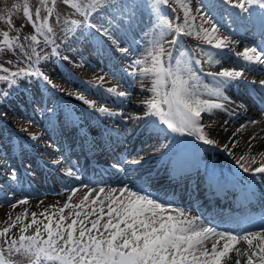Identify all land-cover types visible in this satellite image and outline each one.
I'll use <instances>...</instances> for the list:
<instances>
[{"label": "snow or ice", "instance_id": "obj_1", "mask_svg": "<svg viewBox=\"0 0 264 264\" xmlns=\"http://www.w3.org/2000/svg\"><path fill=\"white\" fill-rule=\"evenodd\" d=\"M50 2L52 6L48 7L49 0H39L40 5L47 10L48 17L52 16L57 0ZM63 3L70 5L85 17L83 21L85 31L81 35H76V28L81 22L72 21L74 27L69 31L75 39L80 40L81 36L86 35L101 51L107 44L124 55L128 54L127 48L120 47V37L115 34V30L123 31L122 23L134 19L136 9L142 7H147L155 17L161 36L173 28L172 22L163 15L160 7L167 5L169 0H143L142 3H137L135 0H63ZM176 3L183 9L184 20L183 25H175L174 31L177 34H195L197 39L203 40L215 49L230 50V38L220 34V28L212 17L201 13L199 19L202 23L196 25L197 17L192 15V9L186 0H176ZM221 3L239 9L236 15L242 20L250 19L248 16H241V14H249V6H259L262 10L259 13L260 26L264 34V0H221ZM13 7L16 9L22 7L23 15L34 26L37 35L30 37L33 42L38 44L37 36L44 34L45 31L53 32L47 18L39 22L33 19L29 0H23L22 5L14 4ZM93 14L103 18L107 26L103 23L92 24ZM35 16L40 17L39 7L35 10ZM189 21L192 23L190 24ZM7 23L11 25L12 21L9 19ZM93 29L95 31H92ZM2 35L0 51L14 49L19 37H11L9 31H3ZM44 40L48 44L55 45V40L47 35L44 36ZM177 40L178 35L169 43L176 44ZM20 47L22 48L23 45ZM58 47L57 45L53 48V54L57 57H59V52L56 51ZM233 54L241 58L245 65H260L264 68V47H248L242 52ZM188 55L187 52H180L173 63L172 54L166 52L159 40H153L146 57L134 61L135 65L149 64V67L141 71L143 74L151 73L155 77L149 89L153 95L143 101L146 105L144 116L152 117V123L157 127L165 126L161 130L194 137L206 145H213L217 141L210 138L205 131L202 114L225 109V102L230 100L226 95L227 89L240 85L252 90L256 87L264 89V79L259 81L244 79L243 67L240 70L222 68L216 73H210L216 78V86L212 87L202 83ZM205 55L209 62L220 63L219 60H214L212 52H206ZM165 56L168 57L167 61ZM41 59L47 57L36 54V63ZM0 70L5 73L9 71L3 65H0ZM20 75L34 76L45 82V86L56 87L50 77L39 68L33 70L22 68L11 75H0V81H7L10 86L16 85L15 77ZM103 79L104 77L97 78L101 82ZM86 83L89 87L94 84L91 81ZM201 89L219 99H202ZM107 91L119 97L127 95L114 87L108 88ZM9 94L0 91V95ZM78 98L95 108V103L86 100L84 95H79ZM98 111L109 116L122 115L110 111L107 107H100ZM140 118L136 117V119ZM243 127L242 125L241 128ZM32 139L35 140L37 137L33 135ZM227 147L225 145L226 149ZM258 155L261 158L259 162L256 156L244 155L235 162L244 172L253 175L264 174V152ZM139 162L133 161L136 164ZM52 163L59 164L60 161H52ZM256 163H259V166L251 167ZM67 174L75 176L71 170ZM77 191L78 189H71V195L57 211L49 213L45 209L40 214L44 217L43 220L38 219L37 213L32 212L31 222L25 223L20 228L21 234L18 238H10L9 233L21 221L22 216L27 219V210L22 216L17 215L7 227L0 229V238H4L8 253L22 255L30 260V264H228L232 254L235 253L237 256L235 264H241L239 257L242 252L238 245L244 241L248 246L245 264H264V223L261 224L259 231H246L243 234L221 232L216 228L205 226L198 217L188 216L183 210L173 208L162 202L159 196L146 193L143 189L133 190L124 186L106 192L105 188L101 187L98 190H89L78 203H73ZM93 192L96 193L94 197ZM27 203L28 200L25 198L12 207ZM69 209L71 211L65 215V211ZM32 228L34 231L27 234ZM4 252V247L0 246V264H13V261L5 257Z\"/></svg>", "mask_w": 264, "mask_h": 264}, {"label": "rangeland", "instance_id": "obj_2", "mask_svg": "<svg viewBox=\"0 0 264 264\" xmlns=\"http://www.w3.org/2000/svg\"><path fill=\"white\" fill-rule=\"evenodd\" d=\"M135 2L142 3L143 0H135ZM186 2L192 9V15L197 17L196 25L202 23L199 14L206 13L219 26L222 36H228L231 34L230 31L239 28V22L234 24V18L239 9L233 8L232 5L221 3V0H186ZM29 3L33 12V19L39 22L47 18L53 32L47 33L45 31L44 34L37 36L38 44L33 42L30 37L37 35L34 26L23 15L22 7L20 9L13 7L14 4L22 5L23 0H0V17H3L0 19V41L3 40V31H9L11 37H19L14 49L0 51V65L9 69L7 73L0 70V75H11L13 72H19L22 68L28 70L39 68L50 77L56 87L45 86V82L34 76H17L15 77L16 85L11 86L7 81H0V91H10L7 96L0 95V229L7 227L17 215L22 216L25 210L28 213L27 219L22 216L21 221L11 230L10 238L19 237L20 228L25 223L31 222L32 212L37 213V218L43 220L44 217L40 214L45 209L49 213L55 212L67 201L68 197L62 200L54 197L58 198L62 195V188L74 187V184L71 185L69 180V177L72 176L67 174L68 171L71 170L75 173L73 178H78L81 173L76 167L81 163L85 165L89 162L86 154L82 155L81 152H78V140L87 144L94 143V145L102 146V141H94V138L101 136L100 133L104 130L103 134L105 135L108 134L107 130L121 129L123 124L137 127L141 122L150 118L144 116L145 111L139 112L138 110L146 109L142 99L139 103H135L134 100L132 101L134 103L128 102L127 96H125L126 99H123L124 97H119L115 93H109L107 89L114 87L117 91L134 95L143 92L146 95L145 101L153 95L149 89L152 87L155 77L151 73L143 74L141 71L150 65L134 64L135 60L146 57L153 40H159L166 52L172 54L173 63L180 52H187L189 54L188 59L192 61V66L201 77L202 83L212 87L216 86V78L210 73L216 67L214 62H209L205 53L212 52L214 60H217L219 55L233 56V53H238L235 50L215 49L204 43L203 40L197 39L195 34H177L174 27L176 24L183 25L184 20L183 9L176 3V0H169L167 5L160 6L163 15L173 24V28L164 33L163 36L160 35L155 17L150 10L147 7L136 9L134 19L122 23L124 30H115V34L120 37V47L129 50L127 55L116 50L117 56L114 55L115 49L107 44L103 46L102 51L99 50L97 45L86 35L81 36L80 40L75 39L72 32L69 31L70 28L74 27L72 21L81 22L80 26L76 28V35H81L85 31L83 27L85 17L76 12L70 5L64 4L63 0H57L51 17L47 16V10L40 5L39 0H29ZM51 6L49 0L48 7ZM38 7L40 8L39 18L35 16V10ZM258 8L259 6L254 5L253 10ZM241 16L248 15L241 14ZM9 19L12 21L11 25L7 23ZM246 20L248 19H241L242 22H246ZM91 23L96 25L103 23L107 26L106 21L96 14H93ZM189 23L191 24L192 21ZM204 26L208 27V25ZM185 27L187 31V26ZM45 35L54 39L55 45L46 43ZM177 35V43H169ZM20 45L23 47L21 48ZM57 45L59 47L56 50L61 53V58L66 65L58 60L60 56L57 57L53 54V48ZM36 54H39L40 57L46 56L47 59H41L39 63H36ZM195 58H198L201 64L200 68L195 65ZM167 59L168 57L165 56L166 61ZM225 68H232V64H226ZM263 72L264 70L261 71V73ZM122 75L124 76L121 77ZM98 77H104L103 81H98ZM260 78L262 77L260 76ZM89 81L94 82L92 87L86 83ZM240 87L244 88V85H240ZM17 89L20 90L16 91ZM228 90L230 91V88ZM79 95H84L86 100L93 101L95 108L85 101H81L78 98ZM117 101L122 102L123 105L118 104ZM112 106H119L118 113L122 114L118 115L114 121L107 118L109 115L106 113L98 111L100 107H107L110 110ZM220 110L222 109L214 110L211 114L212 120L204 124L206 126L205 131L212 139L214 134L219 135L220 127L214 122L216 120L230 121L235 116L245 114L244 118L252 120L254 125V127L247 128V131L241 135L234 131V133H238L237 136L232 139L230 137L231 140L220 145L224 148L227 145L226 151L233 150L240 145L241 147L252 145L254 141L250 142V140L255 138L258 131L264 129L263 118L255 115L257 111L252 112L253 106L246 111L229 109L226 113ZM136 117L141 118L136 119ZM222 127L226 132L231 131V128L226 124ZM235 127L238 128L236 125ZM33 135L37 139H32ZM180 137L181 140L180 138L177 139L179 140L177 146H181L182 137L189 138L186 142L189 147L181 146L183 152L192 150L200 153L202 149L207 151L206 159L213 157L224 162L227 159L216 150L215 153H209L208 149H214L215 146L213 145H206L194 137L186 135ZM110 138L112 140V137ZM76 140L77 143L73 147L72 144ZM156 141L157 137H152L148 144L157 143ZM121 142V146H114L113 154L115 156L118 153L125 155V151L129 153L124 156L125 163L119 166L133 165L132 160H129L128 157L133 154L132 152L137 148L139 141H129L128 138H125L121 139ZM167 151L168 149L163 153ZM105 157L107 160H102V162L109 161L110 158L107 157L112 156ZM161 159L164 157H157L154 162L158 163ZM57 160L60 161L59 164L52 163V161ZM33 191L39 192L34 193ZM46 197L51 198L42 199ZM25 198L28 200L27 204L12 207L13 204H17L19 200ZM72 202L78 203L79 199L73 198ZM68 211L71 210H66L65 215ZM33 231L34 228L29 229L27 234H31ZM240 245L245 246V244L242 245V242ZM0 246L4 247L5 257L13 261V264H30V260L22 255L9 254L4 238H0ZM242 252L247 257L248 252L246 253V250H242Z\"/></svg>", "mask_w": 264, "mask_h": 264}, {"label": "bare ground", "instance_id": "obj_3", "mask_svg": "<svg viewBox=\"0 0 264 264\" xmlns=\"http://www.w3.org/2000/svg\"><path fill=\"white\" fill-rule=\"evenodd\" d=\"M253 29V37L247 36V34L241 30L232 31L231 34H228L227 37L230 38L229 43V49L240 51L242 52L244 49L240 48L239 45L241 43L246 42L245 48L248 47H263L261 45H257L255 39L258 38L259 35L264 36L262 34L261 26L258 24H252ZM256 45V46H254ZM220 56V57H219ZM217 57V60L220 61L219 64L214 62V65L218 71L222 70V68H225L227 63H232L233 65H242L243 70L245 73L244 77H247L249 81H256L257 80V73L259 71L258 67L256 65H245L244 61L242 59H238L237 62L234 61L233 56L230 55H219ZM236 68L237 70H240L242 67H232ZM255 70H252V69ZM122 75L121 77H123ZM141 91H144L143 89H140ZM202 99H210V100H217V97L211 96L206 91H201ZM228 92V89L226 90ZM231 94H234L238 97H242L245 102H242L239 98L233 97L230 94L226 93L228 97H230V100L226 102L225 104V111L228 112L229 109H240V110H247L250 104H255L260 108H264L263 104L257 99L258 93L257 88L255 90H252L248 87L245 89L239 88V87H231L230 92ZM128 98V102H134L139 103L145 101L146 95L141 92V94H131L127 93L126 95ZM123 99H126L124 97ZM137 99V100H136ZM118 102V101H117ZM132 102V103H134ZM118 104L123 105L122 102H118ZM143 104V103H142ZM243 107H240V106ZM118 107L112 106L110 111L117 112L118 113ZM139 112H144L146 109H138ZM224 110V109H223ZM223 112L222 110H220ZM212 114V113H211ZM211 114L205 113L202 115V123L207 124V121L210 122ZM225 114V113H224ZM262 116L264 123V115ZM244 115L241 116H235L232 120L228 121H220L216 120L214 122L217 123L219 128V135L214 134L213 139L217 141L219 144L217 145H223L227 140H231L233 137H236L239 133L240 135L243 134V132H246L247 128L254 127L252 124V120L245 119ZM110 120H116L117 116H107ZM235 118H237L235 120ZM153 118L151 117L147 121L141 122L137 127L135 125H122L121 129H117L119 136H117L116 132H113L114 136L116 137L115 142L119 146H121V139L128 138L129 141H139V144L137 148L132 152L133 154L128 157L129 160L132 161H141V163H138L137 165L134 164L133 166H127V169H125V172H131L134 175V178H138L137 180H131L126 182L125 184H120L123 179H125L127 176L123 178V175H121L119 172H116L114 170H108V168H105L104 171H101L98 167H95L94 163H88V166L81 165V168L85 173L77 181L75 182V186L73 188L78 189L76 192V195L73 197L75 199H81L85 194L89 192V190H98L99 188L103 187L105 188L106 192L110 189H120L124 186H128L132 188L133 190H139L143 189L144 192L147 193V188L150 187L149 190H151L153 187H155L160 182H165L167 188H169L168 193L166 195L167 199H164L163 202L171 205L173 208L181 209L183 210L188 216L190 217H198L199 221L203 223L206 226L207 222L213 223L215 218H217L219 215L225 214V208L220 207L221 206V197H219L220 193L223 191H227L228 193L234 194L237 190H241L242 187H233L228 183V179L226 175L223 172H218L213 169H210V166L207 167H201L199 164L192 163L193 158L189 155H185L184 159H180L178 162L175 158L177 155L174 154L173 158L168 163L167 161H162L159 163L158 166L152 167L153 161L150 160V155L153 152L162 150V143L167 144L172 143L174 140V136L170 135L169 132H166L165 130H161L160 126L157 127L152 123ZM226 124V126H229L231 128L230 132H226L223 130V125ZM238 126V128L235 127V125ZM244 126L241 128V126ZM159 128V129H158ZM240 129L239 131H237ZM234 131L238 133H234ZM235 134V135H234ZM152 136H157L159 141L157 143L148 144V140ZM245 136V135H243ZM231 137V139H230ZM107 138V136H106ZM254 143L252 145H243V147L237 146V148H234L233 150L229 151V160L231 163L236 164V160L239 159L242 155L244 156H256L258 162L260 161L259 153L264 152V129L260 130L256 133L255 138H253ZM249 142V143H250ZM248 143V144H249ZM102 147L100 146H91L89 148L92 149V153H94V159H100L102 155L106 153H111L115 149V145L110 143L109 141H105L102 143ZM240 144V143H239ZM79 151L82 155H84V150L86 149V146L84 144L79 143ZM106 152V153H104ZM129 153V152H128ZM126 153V154H128ZM135 153V154H134ZM156 157V156H155ZM93 162V161H92ZM247 164V161H245ZM259 165V163L252 164L251 166L255 167ZM87 165V164H86ZM168 165V166H167ZM255 165V166H254ZM115 166V165H114ZM82 169H79L82 171ZM73 177V176H72ZM71 179V177H69ZM235 179H238L234 176ZM214 182L216 184V190L213 191L211 187L208 186L209 181ZM76 180V178L74 179ZM72 184V183H71ZM66 186V185H65ZM71 188L64 189L61 196H58V198L54 197L55 199L62 200L71 195ZM37 191H34V193ZM96 195L95 192H93V197ZM51 197H46L42 199H50ZM41 199V200H42ZM232 198H230V201ZM199 201H202L200 204H205L204 208L200 209L201 216L195 215L190 208L193 207H199ZM220 207V208H219ZM191 213V214H189ZM232 230L230 228H227L225 231L221 232H231ZM234 234H236L234 232ZM210 247V244H209ZM238 247L242 250H246V253L248 252V246L247 244L242 247L240 244ZM246 254H243L239 257L241 264H245L247 257ZM237 259V256L235 253L232 254V258L228 261V264H235V261Z\"/></svg>", "mask_w": 264, "mask_h": 264}]
</instances>
